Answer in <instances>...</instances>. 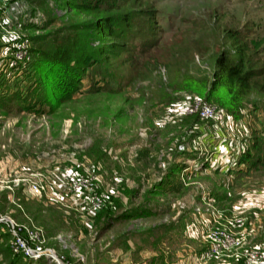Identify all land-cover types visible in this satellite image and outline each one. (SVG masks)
<instances>
[{"label":"rangeland","instance_id":"1","mask_svg":"<svg viewBox=\"0 0 264 264\" xmlns=\"http://www.w3.org/2000/svg\"><path fill=\"white\" fill-rule=\"evenodd\" d=\"M119 1L134 19L124 26L125 47L73 63L77 90L53 110L66 91L50 80L64 75L45 62L26 70L36 38L60 28L66 9L13 0L8 24H22L31 60L23 73H0V216L43 229V249L58 260L26 264H264V164L249 169L245 159L238 174L227 168L252 136L261 146L252 153L264 157V91L229 106L219 89L208 96L217 58L236 55L231 29L248 35L254 69L264 70V44L256 46L264 0ZM74 34L91 51L101 43L93 31ZM6 44L0 32V69ZM197 97L225 118L186 113ZM173 163L180 170L171 174ZM71 174L91 179L104 197L100 212L67 189ZM223 230L232 239L217 249ZM11 241L0 225V264L7 248L15 254Z\"/></svg>","mask_w":264,"mask_h":264},{"label":"trees","instance_id":"2","mask_svg":"<svg viewBox=\"0 0 264 264\" xmlns=\"http://www.w3.org/2000/svg\"><path fill=\"white\" fill-rule=\"evenodd\" d=\"M28 2L39 8L54 2L58 7L66 9L64 14L66 19L61 23L60 28L55 29L48 35L36 38L37 46L33 49L34 60L26 70L31 73V70L36 69V63L45 62L51 63V66H57L59 73L64 75L60 83H55L54 79L50 80L53 88L61 87L66 91L59 96L55 103L49 105L51 109L56 110L60 100L66 97L69 100L77 90L73 79L72 64H77L89 58H106L109 54L116 53L124 48L126 40L124 26L134 19L131 15L127 17L119 11L123 6L119 0H28ZM81 15H89L90 17L86 20H78L77 18ZM123 17L126 19L122 20ZM77 30L93 31L96 39L101 41L98 49L91 51L87 47L84 48L83 45L86 40L83 41L79 34H74V31ZM103 37L102 41L101 38ZM228 37L236 46V55L234 57L221 55L217 58L214 85L208 95L213 97L218 89L221 90L229 98L228 103H224L223 106L234 105L235 102L254 89L258 88L264 91V84L259 82V78L264 76V70L254 69L253 58L249 55L253 47L250 44L251 40L248 35L236 29H231L228 31ZM87 43H89V40ZM263 44L264 41L261 40L256 43V46L260 47ZM30 73L27 75H30ZM231 117L232 119L237 118L233 115ZM258 141L259 138L253 136L245 140V145H241L242 149H239L235 165L230 166L229 169L237 171L235 174L244 171L242 164L245 159L248 162L247 167L249 166V169L264 164L262 155L256 156L252 153L255 148L260 151L261 146ZM249 158L254 159L249 162ZM177 168L178 164H171L169 173L172 174L180 170V168ZM7 250L10 252L9 256H5L7 264H26L27 261L22 255L12 254L8 248ZM2 251L6 252V249L4 248Z\"/></svg>","mask_w":264,"mask_h":264},{"label":"built area","instance_id":"3","mask_svg":"<svg viewBox=\"0 0 264 264\" xmlns=\"http://www.w3.org/2000/svg\"><path fill=\"white\" fill-rule=\"evenodd\" d=\"M10 4L11 8L8 11H5ZM14 6L13 0H0V32L4 33V36L7 39L8 44H6L4 51L6 56H9L7 63L1 66L0 73H10L11 71H19L23 73L26 70L27 64L31 60V45L29 39L25 38L22 34V24L14 25V27H11L8 24L13 11L18 8ZM1 13L7 14L8 17L5 16L6 18H3ZM26 21L27 23L33 22L34 19L32 17H28ZM185 112L188 114H197L203 120H213L215 122L220 120L222 121L226 115L223 110L198 97L185 107ZM56 183V181H52L51 184ZM66 186L69 191L73 192L78 197L79 203H86L90 207L92 213L95 214L102 210L104 206V197L94 192L91 179L71 174L69 179L66 181ZM45 188V184L30 185V191L38 194H41L43 190L45 191ZM235 221L236 223H241L240 220ZM0 225H6L8 230L11 232V235L13 236L11 247L15 254H23L25 260H57L53 251L43 249V243L46 240L43 229L36 227L33 224L20 226L12 218L7 216H0ZM2 231H4V227H2ZM222 232L221 239L219 241L216 240L218 245H214L217 246V249L222 246L225 247L229 240L232 239V230L229 232L223 230Z\"/></svg>","mask_w":264,"mask_h":264},{"label":"crops","instance_id":"4","mask_svg":"<svg viewBox=\"0 0 264 264\" xmlns=\"http://www.w3.org/2000/svg\"><path fill=\"white\" fill-rule=\"evenodd\" d=\"M233 163L232 164L235 165V163H236V160L235 159H234ZM230 166H232V165H229L227 168H230Z\"/></svg>","mask_w":264,"mask_h":264}]
</instances>
